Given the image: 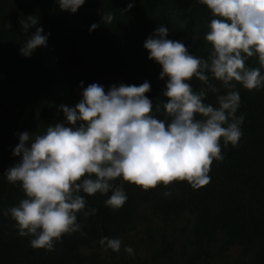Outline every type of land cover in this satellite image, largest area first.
Instances as JSON below:
<instances>
[{
    "label": "trees",
    "instance_id": "obj_1",
    "mask_svg": "<svg viewBox=\"0 0 264 264\" xmlns=\"http://www.w3.org/2000/svg\"><path fill=\"white\" fill-rule=\"evenodd\" d=\"M105 13L112 14L111 23L103 21ZM29 16L38 23L25 31L20 21ZM213 18L197 0H85L75 13L62 11L58 0H0V264H214L233 246L240 249L235 264H264V87L249 91L237 84L236 115L245 117L243 135L235 146L221 142L224 159L213 161L206 186L193 189L187 182H174L145 191L123 183L127 201L119 209L104 204L111 193H81L86 210L97 212L87 218L78 214L83 235H64L54 251L33 249L31 237L19 236L15 222L4 215L24 198L20 185L4 177L21 159L13 155L20 133L32 137L65 123L60 106L74 107L93 83L107 92L113 85L147 81L151 90L146 96L153 105L164 101L167 78H159L162 67L148 59L145 41L164 26L168 39L184 42L193 55L207 59L211 45L205 35ZM93 24L97 27L90 31ZM37 28L48 36L46 46L26 57L21 47ZM246 63L259 67L255 56ZM210 82L219 92H208L205 102L216 106V96L226 90L214 79ZM190 83L195 91L202 87L195 78ZM154 115L167 119L163 111ZM169 190L172 195L165 197ZM141 209H150L171 228L159 233L147 226L144 234L152 250L147 258H132L122 239L142 218ZM184 216L189 218L180 235L172 234ZM103 237L122 241L119 252L106 250L109 261L84 252Z\"/></svg>",
    "mask_w": 264,
    "mask_h": 264
},
{
    "label": "clouds",
    "instance_id": "obj_2",
    "mask_svg": "<svg viewBox=\"0 0 264 264\" xmlns=\"http://www.w3.org/2000/svg\"><path fill=\"white\" fill-rule=\"evenodd\" d=\"M197 2L214 17L205 35L211 45L207 59L193 55L184 42L168 39L164 26L144 43L148 59L162 67L159 78H167L161 93L164 101L153 105L146 96L151 90L147 81L139 86L113 85L107 92L93 83L74 107L60 106L65 123L47 126L45 133L32 137L19 134L13 155L21 159L4 177L20 185L24 198L4 215L15 222L19 236L31 237L33 249L54 251L64 235H83L78 214L87 218L97 209L86 210L81 193L90 197L111 193L104 204L119 209L127 201L123 183L145 191L174 182L198 189L210 183L213 161L224 159L221 142L235 146L242 137L245 117L236 115L240 107L236 86L249 91L264 87V0ZM58 3L62 11L75 13L85 0ZM112 20L111 13L103 15L104 22ZM37 23L33 16L20 21L25 31ZM96 27L93 24L90 31ZM42 32L37 28L21 47L24 56L46 46L48 36ZM254 56L259 67H248L246 61ZM193 78L202 84L198 91L190 83ZM210 79L226 90L216 96V106L205 102L208 92H219ZM161 111L167 119L154 115ZM118 179L119 186L114 183ZM163 195L170 197L172 191ZM99 243L114 252L122 245L120 239L109 237ZM124 251L134 255L130 246Z\"/></svg>",
    "mask_w": 264,
    "mask_h": 264
},
{
    "label": "rangeland",
    "instance_id": "obj_3",
    "mask_svg": "<svg viewBox=\"0 0 264 264\" xmlns=\"http://www.w3.org/2000/svg\"><path fill=\"white\" fill-rule=\"evenodd\" d=\"M141 217L140 220L133 226V228L126 234L122 241L124 246H130L134 250V255H131L132 258L135 255H140L144 258H147L152 250V246L149 245V240L146 239V234H144V230L147 226L151 227L154 232H162L164 230H168L171 228L169 224L165 225L161 222L159 217L154 214L150 209H141L140 210ZM189 218L188 216H184L176 220V231H170L172 234L174 233L176 236L180 235L179 228H181L186 222L185 220ZM180 240V239H179ZM178 240V241H179ZM177 241V242H178ZM86 254L96 253L98 255L97 259L102 261H109L110 254L105 250L103 246L100 244H93L88 248L84 249ZM126 253V252H125ZM240 253V249L238 246L231 247L225 254L224 258L221 260L217 259L214 264H235L238 255ZM129 255L128 253H126Z\"/></svg>",
    "mask_w": 264,
    "mask_h": 264
}]
</instances>
